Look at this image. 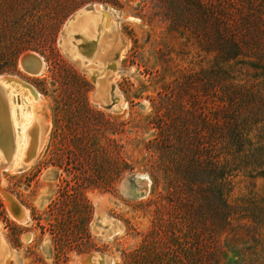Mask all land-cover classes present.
<instances>
[{
  "label": "rangeland",
  "instance_id": "obj_1",
  "mask_svg": "<svg viewBox=\"0 0 264 264\" xmlns=\"http://www.w3.org/2000/svg\"><path fill=\"white\" fill-rule=\"evenodd\" d=\"M225 3L0 0V77L34 86L47 122L34 163L0 171L4 263L89 264L82 257L97 254L107 264H264V174L232 170L222 203L210 193L204 172L189 176L195 165L184 158L188 150L196 159L195 139L207 135L204 124L224 98L223 70L237 83L263 86L251 67L218 57L220 38L213 37L207 10L198 7L216 5L222 24ZM93 4L111 13L107 35L116 47L106 87L114 90L116 108L95 99L94 51L102 25L86 35L80 14L63 32L75 13ZM26 53L42 57L40 74L22 69ZM8 88L16 102L0 109L25 124L21 131L5 127L10 145L0 147V163L11 167L18 154L32 150L38 128L24 121L35 102L24 88ZM20 132L31 144L19 141ZM196 183L203 187L198 197L192 196ZM6 195L23 208V220L14 217ZM98 216L114 221L116 233L101 235ZM6 239L14 249L10 258Z\"/></svg>",
  "mask_w": 264,
  "mask_h": 264
},
{
  "label": "trees",
  "instance_id": "obj_2",
  "mask_svg": "<svg viewBox=\"0 0 264 264\" xmlns=\"http://www.w3.org/2000/svg\"><path fill=\"white\" fill-rule=\"evenodd\" d=\"M225 4L222 24L216 5L209 9L198 7L207 10L203 14L209 18L213 37L217 34L220 38L218 57L227 63L245 64L255 70L257 78L264 79V0H226ZM221 74L224 98L212 114V121L204 124L207 135L195 139L196 159L190 157L188 150L184 158L195 165L188 168L189 176L204 172L210 193L223 203L224 181L232 170L241 166L264 174V82L262 87L249 86L235 82L229 70ZM199 183L194 197L203 188Z\"/></svg>",
  "mask_w": 264,
  "mask_h": 264
},
{
  "label": "bare ground",
  "instance_id": "obj_3",
  "mask_svg": "<svg viewBox=\"0 0 264 264\" xmlns=\"http://www.w3.org/2000/svg\"><path fill=\"white\" fill-rule=\"evenodd\" d=\"M81 14V16H80ZM85 15V16H84ZM98 15V16H97ZM80 16V22L79 25L83 26V31L86 35H95V30H96V23L99 22L102 25V31L100 32L101 37H99L98 39V43L96 45L95 51H94V59L96 60V62L99 63V67H93V69H96L98 71V74L95 76V82L98 85V94L95 96V99L97 101L98 104L102 105V106H107L108 104H110L111 108H116L117 104H112V99H113V94H114V90L109 91L106 85L108 83H106V76L108 75L107 69L109 68V56L112 55V52L114 51V48L116 47V42L115 40L112 41V39L110 40L109 36L107 35V33L110 32L111 28V24L109 23L112 18H111V13L104 10L102 8L101 5L99 4H93L91 7H87L84 9H81L80 11H78L77 13V18ZM84 16V17H82ZM82 17V18H81ZM109 18V20L107 18ZM106 18V20H105ZM71 23H67L65 29L70 26ZM99 34V33H98ZM60 46L62 48L64 47V40H63V34L62 37L60 39ZM65 50V49H64ZM66 52V50H65ZM28 54H34L36 55L38 58H40V60H42V63L44 65V61L42 59L41 56H39L36 53H28ZM66 54L68 55V57L72 60V58L70 57V55L66 52ZM73 62H75V60H72ZM78 64V63H77ZM34 64L30 63V67H32ZM80 69H83L82 66H80V64H78ZM95 65V64H93ZM22 69L24 70V67L21 64ZM91 67L87 68V70L92 71L93 70ZM86 71V70H85ZM26 72V71H25ZM90 73V72H89ZM29 74V73H27ZM31 75V74H29ZM1 79H6L8 81H3V86L6 88L7 90V97L6 99H1L0 104H6L9 101H15L14 96H12V92H10V88H8V85L11 87L12 86H16V87H20V88H24L26 90V92L28 93V95L31 97V99L35 102L33 107L30 108V114L28 116L24 117V121H28V123L31 122H35L37 124V137L35 140V145L32 148V150L29 152L28 155H22V154H18V161L14 162L13 166H9L8 164L5 163H0V171L2 169H8V170H12V171H16V170H21L24 169L25 167L31 166L34 161L36 160L38 154L41 152L44 141H45V137H46V119L44 114L41 112L40 108L43 105V96L40 94V92L34 88V86H32L30 83H28L27 81L19 78V77H13V76H2L0 77ZM109 85V84H108ZM110 87V86H109ZM24 102H27L26 100H24ZM19 102L17 101V104ZM12 110V109H11ZM13 112H14V108H13ZM22 116V114L19 115V118ZM5 123V125H4ZM21 123H18L16 121V119H12L9 118L7 113L5 114L4 117V113L2 111V109H0V147L1 148H8L10 145V132L8 135H6L5 132V127H13L14 126H18L17 131H21L23 130L24 125H20ZM26 129V128H25ZM19 133V132H18ZM17 135L15 133V140L16 142H18L17 140ZM19 141L22 144L25 143H29L31 144V140L28 141L25 137L24 134H19ZM9 143H8V142ZM28 141V142H27ZM7 142V143H6ZM18 153V151H17ZM11 155V154H10ZM6 201L8 203V206L10 207L9 209H11L12 214L14 215V217H16L18 220H23L25 218V212L23 210V208L20 206V204L13 199L11 196L6 195L5 196ZM99 217V221L97 219V222L99 223V225H95L96 230H98V232H100L101 235L104 236H112L114 233H116V231L118 230V226L117 224H115L114 221L110 220L109 218L105 217V216H98ZM11 250H9L10 256L12 257V254L10 252ZM13 253V252H12ZM6 242L3 238V236L0 235V264H7L5 260H6ZM86 256L82 257V261ZM90 258L89 264H107L108 260L106 258H104L103 255H90L88 256Z\"/></svg>",
  "mask_w": 264,
  "mask_h": 264
},
{
  "label": "water",
  "instance_id": "obj_4",
  "mask_svg": "<svg viewBox=\"0 0 264 264\" xmlns=\"http://www.w3.org/2000/svg\"><path fill=\"white\" fill-rule=\"evenodd\" d=\"M78 13V12H77ZM77 13H75L73 15V17H71V19L69 20V23H74L75 22V18L77 16ZM76 37V36H75ZM66 53V52H65ZM67 55V54H66ZM68 56V55H67ZM20 63L22 64V66L24 67V71H26V73H29L31 75H38L42 72V69L44 68V65L42 63V60H40V58H38L36 55L34 54H24L21 57ZM30 63H33L34 65L32 67H30ZM3 81H8L6 79H1L0 80V101L1 99H6L7 97V90L6 88L3 86ZM90 256V255H88ZM86 256L83 261L85 263H89L90 258Z\"/></svg>",
  "mask_w": 264,
  "mask_h": 264
},
{
  "label": "flooded vegetation",
  "instance_id": "obj_5",
  "mask_svg": "<svg viewBox=\"0 0 264 264\" xmlns=\"http://www.w3.org/2000/svg\"><path fill=\"white\" fill-rule=\"evenodd\" d=\"M6 240H7V239H6ZM7 242H8V240H7ZM8 244H9V246H10V250H11L12 252H14V249L12 248L11 244H10L9 242H8ZM11 251H10V252H11ZM12 252H11V254H12ZM10 257H11V256H9V258H10ZM9 258H8V259H9ZM7 264H11V263H7Z\"/></svg>",
  "mask_w": 264,
  "mask_h": 264
}]
</instances>
